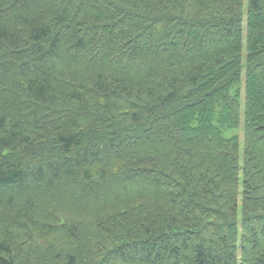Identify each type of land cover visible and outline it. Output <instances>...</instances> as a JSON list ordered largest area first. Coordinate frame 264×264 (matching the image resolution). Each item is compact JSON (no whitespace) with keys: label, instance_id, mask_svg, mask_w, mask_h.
Listing matches in <instances>:
<instances>
[{"label":"trees","instance_id":"obj_1","mask_svg":"<svg viewBox=\"0 0 264 264\" xmlns=\"http://www.w3.org/2000/svg\"><path fill=\"white\" fill-rule=\"evenodd\" d=\"M243 3L0 0V264H264V0L244 79ZM58 236L64 262L16 253Z\"/></svg>","mask_w":264,"mask_h":264},{"label":"rangeland","instance_id":"obj_2","mask_svg":"<svg viewBox=\"0 0 264 264\" xmlns=\"http://www.w3.org/2000/svg\"><path fill=\"white\" fill-rule=\"evenodd\" d=\"M249 3V0H244V3H243V6H242V17H241V26H242V29H243V36H244V41H243V63H244V69H243V79L245 77V74H246V61H247V56H248V53H247V42H246V37H247V28H248V4ZM113 5H115V8L119 9L120 12H124V13H128V11L130 10L131 7L129 6H126V5H123V4H115L113 2ZM132 9V8H131ZM125 14V15H126ZM146 15L145 14V20H147L148 22L149 21H159L161 20L163 17H164V14L163 13H154L153 15ZM260 31H264V25L261 26L260 28ZM263 85H261L262 87V96L260 95V98L258 100V108L259 106H263L264 105V80L262 82ZM242 99L245 103V92L244 94L242 95ZM175 107H180V105L178 106H175ZM174 107V108H175ZM243 107L244 105H242V112H241V117H240V126L238 129L236 130H231L230 132H227V136H233V135H238L239 138H240V141H241V145H242V149H243V139H244V115H243ZM183 129L185 127H182ZM126 131V130H125ZM173 131V130H172ZM183 132H186L185 129L182 130ZM129 131H127L128 133ZM161 132L158 131L155 135L157 137H161ZM198 135V134H197ZM137 208V207H136ZM242 217L241 216L239 218V221L242 220ZM59 219H61V217H59ZM87 220V222H85L84 220ZM238 221V222H239ZM72 222H74L75 224V227L78 228L81 232H83V229L87 232V233H91L92 235L91 238L95 239L96 240V243L97 245H102L103 243L107 244L109 242V237L107 235H105L102 231H100L99 229L96 228V225H95V219L89 217L87 218L86 216L84 215H79L78 217H76V219L72 220ZM72 224V223H71ZM70 224V225H71ZM82 228V229H81ZM74 240L73 239H70L69 237L67 236H58V237H53V238H50V239H47V240H44V241H40L34 245H29V244H24L21 246L20 244V247L18 248V250L16 251V253L20 256V258H25V259H30V260H33V261H36V259L39 257L37 256V250L38 249H41L42 250H45V249H53L55 251V254H53L52 256H57L59 257V261L60 260H63L64 257L71 252V249H70V245L71 244H74L73 242ZM98 245V246H99ZM74 251V250H73ZM24 254V255H23ZM26 254V255H25ZM63 256H61V255ZM55 260L54 262L52 263H57V258L53 257ZM64 262V260H63Z\"/></svg>","mask_w":264,"mask_h":264}]
</instances>
